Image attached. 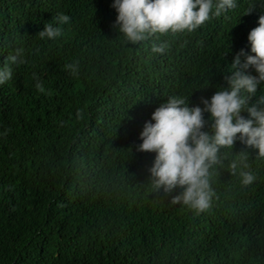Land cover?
I'll return each instance as SVG.
<instances>
[{
	"label": "trees",
	"instance_id": "trees-1",
	"mask_svg": "<svg viewBox=\"0 0 264 264\" xmlns=\"http://www.w3.org/2000/svg\"><path fill=\"white\" fill-rule=\"evenodd\" d=\"M111 4L0 0V65L16 49L24 60L0 85V264H264L257 149H221L211 207L200 214L171 203L181 187H153L155 153L138 149L144 123L170 96L203 107L228 87L234 57L253 54L247 36L264 0H237L192 32L135 44L114 25ZM59 13L70 17L61 36L40 38ZM162 42L165 52L152 53ZM73 62L77 75L64 67ZM261 96L264 82L249 104ZM242 152L239 167L256 174L248 186L228 167Z\"/></svg>",
	"mask_w": 264,
	"mask_h": 264
},
{
	"label": "clouds",
	"instance_id": "clouds-1",
	"mask_svg": "<svg viewBox=\"0 0 264 264\" xmlns=\"http://www.w3.org/2000/svg\"><path fill=\"white\" fill-rule=\"evenodd\" d=\"M236 5L237 0H112L111 7L117 13L114 25L124 40L135 44L157 34L192 32ZM52 20L38 32L40 38L61 36L60 25L70 17L59 13ZM247 40L253 54H245L241 49L234 57L228 87H219L210 98H202L203 107L189 106L183 96H170L152 112L151 120L144 123L139 134L142 142L138 149L155 153L149 169L153 187L166 193L181 187L182 192L173 196L171 203L182 204L195 214L211 207L214 191L210 170L222 165L221 149L232 148L234 142L240 141L257 149L256 155L264 158V108L257 106L264 104V96L249 104L257 86L264 82V15L258 17V26L249 31ZM166 47L163 42L154 43L151 52L163 54ZM22 52L16 49L5 57L0 65V85L12 78L11 65L24 63ZM241 55L245 56L243 61ZM250 66L257 75L247 71ZM64 67L72 75L78 74V63H66ZM36 87H41L38 79ZM242 111L248 113L247 118L241 115ZM204 113L209 114L208 120ZM246 155L242 152L228 165L243 186L256 180L254 171L245 170L246 164L239 167Z\"/></svg>",
	"mask_w": 264,
	"mask_h": 264
}]
</instances>
